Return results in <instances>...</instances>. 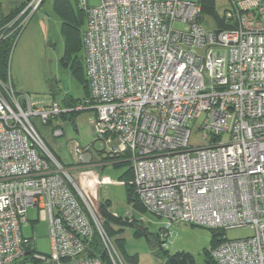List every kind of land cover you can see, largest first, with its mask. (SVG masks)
Returning a JSON list of instances; mask_svg holds the SVG:
<instances>
[{
	"label": "built area",
	"instance_id": "built-area-1",
	"mask_svg": "<svg viewBox=\"0 0 264 264\" xmlns=\"http://www.w3.org/2000/svg\"><path fill=\"white\" fill-rule=\"evenodd\" d=\"M41 2L26 0L0 29L17 22L13 30H21ZM228 2L221 18L231 26L207 29L200 0H78L88 95L74 108L0 80V264H123L32 121L89 109L94 138L69 144L72 168L96 155L128 160L143 209L168 224L248 227L251 235L220 239L210 257L264 264V0ZM194 122L197 145L190 143ZM51 131L62 136L61 121ZM28 207L48 221L49 254L22 235Z\"/></svg>",
	"mask_w": 264,
	"mask_h": 264
},
{
	"label": "rangeland",
	"instance_id": "rangeland-1",
	"mask_svg": "<svg viewBox=\"0 0 264 264\" xmlns=\"http://www.w3.org/2000/svg\"><path fill=\"white\" fill-rule=\"evenodd\" d=\"M75 16L81 15L83 23L78 22L77 28H84V13L77 7L76 0H69ZM91 5L97 0H88ZM215 11L220 17L229 10L228 0H215ZM204 28H215L213 17L204 13L201 17ZM61 20L54 12L53 0H44L39 9L34 12L24 27L19 31L13 43L9 61L7 81L16 93L29 95L32 99L44 103L61 102L62 99L74 98L82 100L86 95L82 73L72 68L74 57L81 58V49L71 51V59L64 66L60 59L65 51V36L60 31ZM83 72V71H82ZM93 110L70 111L65 118L59 116L51 123L42 124L38 117L32 118L44 144L68 169L75 181L96 212L99 220V206L108 203L107 208L115 215H121L129 210L135 213L132 226H121L112 223L115 231L110 238L117 255L123 264H163L165 259L175 252H187L194 264H209L208 251L212 249L216 231L199 225L184 222H171L148 211L134 210L128 201L126 188L131 182L128 160L115 161L96 159L88 166L72 168L69 154V144L78 142L81 146L92 142L94 138L91 121L95 114ZM61 121L63 135L55 137L52 127ZM201 121L198 120V123ZM192 145L200 144L201 138L197 131V122L190 125ZM227 135L223 137L226 139ZM97 145V144H95ZM96 147V146H95ZM134 188V185H133ZM27 221L21 226L24 237L34 241L36 251L41 254L50 253L48 237V221L36 207H28ZM166 227V236L162 228ZM145 229L147 235L138 230ZM251 235L248 227L226 229L215 239H240ZM94 241V239H93Z\"/></svg>",
	"mask_w": 264,
	"mask_h": 264
},
{
	"label": "trees",
	"instance_id": "trees-1",
	"mask_svg": "<svg viewBox=\"0 0 264 264\" xmlns=\"http://www.w3.org/2000/svg\"><path fill=\"white\" fill-rule=\"evenodd\" d=\"M43 1L44 0H42V2ZM25 2L26 0L22 2L21 4H19L18 6H16L14 9H12L8 14L1 17L0 28L2 26H5L8 22H10L13 18L17 16V14L23 8ZM76 3H77V7L79 8V10L84 13V11L78 5V0H76ZM200 4L202 7L201 15H203L204 13L211 15L213 17L214 23L216 24L218 28H228L231 26V24L229 23H224L223 19L219 15H217L215 11V6H214L215 0H200ZM53 9H54V12L60 17V20H61L60 31L63 34V36H65V51L60 61L64 66H67L71 59V55H70L71 51L81 49V52H82V32L83 31L79 30L77 26H78V22L83 23V19L81 18V15L78 16L79 18L75 16L70 6L69 0H53ZM16 23L14 24V26H12L9 29H6V27H3L2 29H0V35L2 34V32L5 31L3 37H0V80L4 82H7L8 61H9L10 52H11L13 43L15 41V38L20 31L19 29L13 30V27H16L15 26ZM71 65H72V68L79 69L82 73L84 86L86 90V95L84 98H86L88 95V87H87V82H86L83 63H82V56L81 58H79L78 56L74 57ZM82 100L74 99V98L62 99L60 104L67 108H74L79 103H81ZM67 113L68 112L60 114L59 117L63 119L65 118ZM128 171L131 176V182L128 184L126 188L128 201L130 202L131 207L134 210L142 211L144 209L134 192L133 177H132V172L130 170V167ZM107 205L108 203L101 204L98 210L101 216L103 217V222L100 221L101 225L103 229L105 230V232L108 234V236H111V234L115 232L111 227L112 223L120 224L121 226H132L133 225L134 223L133 221L131 220L125 221L122 216L115 215L114 213H112L107 208ZM214 231L217 232V234L214 233L215 238L218 234H221V232H223V231H218V230H214ZM138 232L147 235L145 229L138 230ZM215 238L214 240L216 241L214 242L213 246H215L219 242V240ZM93 239H94V245H93L94 249L98 252H101L98 237L96 234L93 236ZM102 256L104 258V255ZM207 261L209 264H215L214 261L210 257L209 251H208ZM163 264H194V261H193L192 256L189 253L181 251V252H175L169 255L165 259Z\"/></svg>",
	"mask_w": 264,
	"mask_h": 264
},
{
	"label": "crops",
	"instance_id": "crops-1",
	"mask_svg": "<svg viewBox=\"0 0 264 264\" xmlns=\"http://www.w3.org/2000/svg\"><path fill=\"white\" fill-rule=\"evenodd\" d=\"M24 1L25 0H0V19H1V17L8 14L12 9H14L16 6H18L19 4H21ZM84 17H85V13H84ZM85 23H86V17L84 18V28H85ZM84 28H83V30H84ZM96 157L98 159H100V157L98 155L95 156V159H96Z\"/></svg>",
	"mask_w": 264,
	"mask_h": 264
},
{
	"label": "water",
	"instance_id": "water-1",
	"mask_svg": "<svg viewBox=\"0 0 264 264\" xmlns=\"http://www.w3.org/2000/svg\"><path fill=\"white\" fill-rule=\"evenodd\" d=\"M121 216V215H120ZM122 217L124 218L125 221H129V219H135L136 218V215L135 213L129 211V210H126L123 214H122ZM87 253L88 254H92V250H87Z\"/></svg>",
	"mask_w": 264,
	"mask_h": 264
},
{
	"label": "bare ground",
	"instance_id": "bare-ground-1",
	"mask_svg": "<svg viewBox=\"0 0 264 264\" xmlns=\"http://www.w3.org/2000/svg\"><path fill=\"white\" fill-rule=\"evenodd\" d=\"M70 112V111H69ZM74 112V111H73ZM124 162V161H123Z\"/></svg>",
	"mask_w": 264,
	"mask_h": 264
}]
</instances>
